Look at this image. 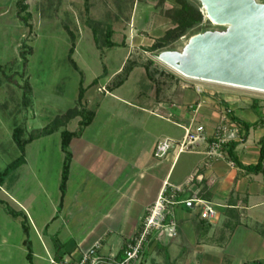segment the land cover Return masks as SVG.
<instances>
[{
	"label": "crops",
	"instance_id": "0c3cea01",
	"mask_svg": "<svg viewBox=\"0 0 264 264\" xmlns=\"http://www.w3.org/2000/svg\"><path fill=\"white\" fill-rule=\"evenodd\" d=\"M137 67L141 66L134 69ZM145 76L148 78L146 70ZM111 79L97 82L95 89L85 94V102L95 117L83 134L71 142L72 162L61 211L58 206L62 170L53 183L51 178L42 179L34 173L33 182L41 189L47 207H35V193L39 190L33 193L25 189L19 173L22 167L1 187L0 199L27 216L33 264H51L50 259L77 260L97 241L102 242L103 255L121 258L124 246L137 232L148 209L162 192L169 193L175 188L181 190L170 209L178 222L179 235L169 246L148 247L145 264L264 262V178L261 174H249L228 160L210 161L206 147L181 154L174 148L163 159L154 156L158 142L181 141L189 125L203 124L212 136L225 114L205 102L188 110V105L202 98L190 89L185 90L182 98L176 91V96L168 101L163 97L164 90L158 94L149 78L144 91H138L134 99H125L116 94L124 84L110 90L114 84V78ZM110 99L132 111L115 114L108 104ZM232 111L241 117L237 110ZM252 131L257 130H251L247 141L236 148L243 164H254L260 156L258 141L262 134L258 133L251 141ZM23 165L26 167L27 161ZM46 177L51 176L46 173ZM202 181L210 193L209 200L198 197V184ZM196 199L216 205L218 219L213 222L202 219L193 201ZM5 211L10 218L8 222L21 231L20 244L30 264L24 245V218Z\"/></svg>",
	"mask_w": 264,
	"mask_h": 264
},
{
	"label": "rangeland",
	"instance_id": "374dc122",
	"mask_svg": "<svg viewBox=\"0 0 264 264\" xmlns=\"http://www.w3.org/2000/svg\"><path fill=\"white\" fill-rule=\"evenodd\" d=\"M257 1L264 3V0ZM27 3L31 13L30 27L17 17V0H0V65L3 67L0 70V171L20 156L12 137L15 127H22L27 139L31 134H43L45 129L54 126L56 119L71 111L68 114L70 118L63 119L57 128L60 131L37 138L26 147L25 161L28 165L21 164L15 170L18 173L22 167L20 179L25 182L27 191L30 189L35 193L36 189L39 190L35 193V207H47L41 189L33 182L35 171L42 179L51 178V183L57 181L63 168L59 132L62 126L63 130H77L83 117L75 111H89L88 102L83 106L79 102L81 81L87 94L95 89L97 82L105 83L109 78L117 82L125 65L128 68L141 66L134 69L128 82L116 91L122 98L134 99L138 91L146 88L148 78L142 67L152 60L160 70L169 73L162 75L158 72L156 75L160 91L164 90L163 97L168 101H172L176 91L182 98L185 90L190 89L200 93L202 98L188 105V110H192L196 103L205 102L222 114L226 103L244 120L251 122L253 119L258 121L252 107L256 101L264 113V92L191 79L159 60V55L170 48L183 53L190 37L181 38L169 49L150 50L156 40L174 28L168 17L176 7L174 0H27ZM204 16V25L209 26L211 21L205 13ZM109 24L115 31L113 41L118 44L112 48L104 44L103 38ZM94 27L97 28L98 39L94 37ZM221 29L212 24L206 31ZM69 30L76 37L73 59L78 70L68 60L71 47ZM99 44L104 49H99ZM7 76L13 80L6 79ZM27 80L31 91L25 94L29 99L26 103ZM108 104L115 114L125 115L132 111L113 99ZM258 133L264 136V126L252 131L250 140L253 141ZM46 173L51 177H46ZM195 206L199 205L195 203ZM5 210L6 206L0 204V264H28L20 244L21 231L8 222L10 218Z\"/></svg>",
	"mask_w": 264,
	"mask_h": 264
},
{
	"label": "trees",
	"instance_id": "16d2710c",
	"mask_svg": "<svg viewBox=\"0 0 264 264\" xmlns=\"http://www.w3.org/2000/svg\"><path fill=\"white\" fill-rule=\"evenodd\" d=\"M176 3V7L172 9V11L169 13L168 17L172 21L174 28L169 29L161 38L156 40L154 44L151 46V51H162L165 49H169L168 47L172 45L173 43L179 41L183 37H191L194 36L200 32L206 31L209 26H211V22H209L208 25H204V13L201 10V5L198 2V0H174ZM17 17L28 27L31 26L30 19H31V13L29 11V4L27 3V0H17ZM66 29H69L66 26ZM97 28H93L94 37L95 39H98L97 35ZM69 34L71 35V47L69 50L68 60L73 65L75 70H78V65L73 59V55L75 53L76 49V37L75 34L69 30ZM115 35V31L113 27L109 24L107 30L104 32V44L108 48H112L114 46H117L116 42L113 41V36ZM99 49L102 48V45L99 44ZM170 50H172L170 48ZM32 52V50H31ZM23 58H25V53L22 52ZM26 64L28 63V60L25 58ZM136 67V65H131L129 68L125 67L122 70V73L119 76V80L117 82L114 81L113 87L110 90H114L115 88L120 87L122 84H124L130 73L133 71V69ZM143 67L146 70L148 78L154 82L157 88L158 94L160 93V86L158 85V80L156 78V75L158 72H160L162 75H167V73L164 70H160L152 60L148 61V63L144 64ZM0 70H3L2 65H0ZM171 76V75H170ZM6 79L12 81L13 79L11 77H6ZM97 80L94 81L96 83ZM80 92H79V102L83 105H86L85 102V93L86 89L83 88L82 81L80 82ZM31 86L30 83L26 82L25 86V92L24 96L27 99L26 95L27 93H30ZM24 99V101L27 103L29 99ZM226 106V109L224 111L226 121L228 123H233L236 125L238 129V134L240 140H231L228 141L226 144H224V151L227 154L228 161L234 162V164L243 170H245L249 174H261L264 178V136L261 137L258 144L260 147V156L256 163L254 164H243L241 161H239L236 148L240 145L242 142H246L250 131L251 130H258L259 128H262L264 126V113L260 110V107L256 101H254L252 107L254 108V111L258 115V121L256 122H250L247 120H244L243 118L237 116L234 111H232L229 106L224 103ZM198 103L192 106V108H196ZM85 110V108L83 109ZM71 112V111H70ZM70 112H67L63 117H60L56 119L53 122L54 126H51L43 132V134L39 135H33L31 134L29 138H24V130L22 127H15L13 130V140L17 147L20 150V156L17 157L13 162L7 165V167L0 171V190L7 178L18 168L19 165L23 164L25 162V153H26V147L28 144L33 142L35 139H39L43 136L51 135L55 131H57L61 125L62 120H68L70 118ZM78 113V115L82 116L83 119L81 120L79 124V128L76 131H70L68 129H65L61 132V149L64 153V161H63V168H62V175H61V183H60V192H61V200L60 204L58 206V210L61 211L63 207L64 198L66 196V190H67V183L70 175V167L72 162V153L70 151V145L74 138H78L83 134L84 128H86L88 125H90L95 117L94 111H75ZM63 127V126H62ZM212 139H210L211 141ZM198 197L204 200L210 199V193L208 192V188L206 186V183L204 181L200 182L198 184ZM0 203L4 204L6 206L7 211L9 214L13 216H20L22 215L24 218L23 221V232H24V245L28 250L27 258L30 262V264H33V250H32V241L30 239V226L29 221L27 219V216L22 213L21 211H16L14 207L7 201H4L0 199ZM201 217V216H200ZM233 229V228H232ZM161 247L162 245H155ZM169 246V245H168ZM166 247V246H162ZM124 252V251H123ZM124 254H120V257L122 258ZM244 264H264L262 261H251V262H245Z\"/></svg>",
	"mask_w": 264,
	"mask_h": 264
},
{
	"label": "water",
	"instance_id": "95a60500",
	"mask_svg": "<svg viewBox=\"0 0 264 264\" xmlns=\"http://www.w3.org/2000/svg\"><path fill=\"white\" fill-rule=\"evenodd\" d=\"M212 24L183 53L159 55L187 76L264 90V3L257 0H198Z\"/></svg>",
	"mask_w": 264,
	"mask_h": 264
},
{
	"label": "built area",
	"instance_id": "2783aa9c",
	"mask_svg": "<svg viewBox=\"0 0 264 264\" xmlns=\"http://www.w3.org/2000/svg\"><path fill=\"white\" fill-rule=\"evenodd\" d=\"M105 90V89H104ZM210 139H212L210 141ZM235 124L228 123L226 118L210 136L205 125H189L186 128L183 139L177 143L171 139H164L155 147L154 156L159 159L167 157L172 149L177 148L178 154L196 152L199 148L206 147L207 159L226 160L227 154L223 147L228 141L240 140ZM232 165L234 162L230 161ZM181 188H175L171 192H162L155 204L148 209V213L134 234L132 239L124 246L122 258L105 256L101 253L102 242L97 241L90 249L83 252L77 260L50 259L51 264H145V254L151 245L168 246L178 235V222L171 213V206L176 203V193ZM199 206V214L202 219L209 222L216 221L219 216L218 207L201 199L193 200Z\"/></svg>",
	"mask_w": 264,
	"mask_h": 264
},
{
	"label": "bare ground",
	"instance_id": "6f19581e",
	"mask_svg": "<svg viewBox=\"0 0 264 264\" xmlns=\"http://www.w3.org/2000/svg\"><path fill=\"white\" fill-rule=\"evenodd\" d=\"M160 60V59H159ZM162 62V60H160ZM165 63L167 66H169L170 68H172L173 70H175L176 72L180 73L181 75L183 76H186L188 78H191V79H195V80H201V81H207V82H216V81H210V80H205V79H199V78H195V77H190V76H187L185 75L184 73H182L181 71H179L178 69L174 68L171 64L167 63V62H163ZM216 83H221V82H216ZM221 84H224V85H230V86H233V87H239V88H246V89H251V90H255V91H262L264 92V90H260V89H255V88H249V87H244V86H239V85H233V84H228V83H221Z\"/></svg>",
	"mask_w": 264,
	"mask_h": 264
}]
</instances>
